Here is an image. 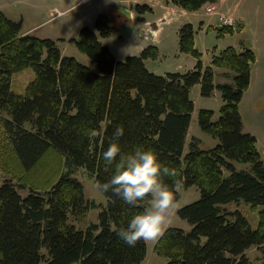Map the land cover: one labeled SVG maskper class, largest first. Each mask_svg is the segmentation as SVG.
I'll list each match as a JSON object with an SVG mask.
<instances>
[{
  "label": "trees",
  "instance_id": "1",
  "mask_svg": "<svg viewBox=\"0 0 264 264\" xmlns=\"http://www.w3.org/2000/svg\"><path fill=\"white\" fill-rule=\"evenodd\" d=\"M167 1L192 11L218 0ZM134 8L138 14L152 11L145 3ZM21 27V21L0 10V126L8 138V146L4 139L0 144V167L10 159L22 178L30 169L44 176L39 181L42 190L30 185L26 194L20 191L27 186L22 180L0 183V264H140L144 260L145 240L129 245L117 234L143 210L142 205L130 206L103 192L107 203L97 223L81 229L70 221L80 220L96 206L85 198L73 169L82 166L97 181L107 179L112 168L104 165L101 153L116 139L113 132L118 125L125 128L118 138L125 151L137 145L155 150L164 163L177 169L182 188L196 185L199 190L197 199L176 211L190 229L167 226L155 241L153 249L168 259L166 264H253L245 255L253 245L263 246L264 264V162L255 136L243 131L238 107L256 61L251 48L227 45L212 54L210 65H204L194 46L193 25L184 23L178 31L179 50L195 58L194 67L183 73L156 74L145 60L157 58V46L116 58L99 37H108L117 28L107 14L99 13L94 28L82 26L77 38L71 39L93 69L73 56L61 55L55 40L25 33ZM217 31L222 35L235 28L222 26ZM213 67L231 72V81L215 83ZM25 69H31L33 77L19 93L11 88L12 77ZM197 83L202 96L217 89L222 99L216 118L212 109L197 112L200 130L218 140L207 149L199 147L196 136L187 138L194 110L190 89ZM50 153L64 159L65 170L58 171V165L39 166ZM236 163H249L250 170L238 169ZM166 179L171 185L173 178ZM179 197L180 191L176 201ZM240 201L258 208L255 228L236 209L224 206Z\"/></svg>",
  "mask_w": 264,
  "mask_h": 264
},
{
  "label": "rangeland",
  "instance_id": "2",
  "mask_svg": "<svg viewBox=\"0 0 264 264\" xmlns=\"http://www.w3.org/2000/svg\"><path fill=\"white\" fill-rule=\"evenodd\" d=\"M256 1V2H255ZM260 0H225L224 12H233L239 14V11L247 14L248 19H253L254 11L245 13L248 4H255V9L259 6ZM10 2V12L8 16L14 21H21L23 32L31 33L41 38H51L57 42L61 55L73 56L76 60L95 69L94 64L88 56L79 51L72 38H77L79 29L82 26L94 28V21L99 13H105L111 20V25L117 28L106 37H99L101 43L107 45L114 56L118 59H124L128 55H139V53L148 45H155L158 48L156 59H146V66L156 74L166 72H186L194 67L195 58L186 52L179 50L178 31L184 23H191L194 29V46L202 54L204 65H210L212 53H218L227 45H235L239 49V38L244 37L242 33H223L213 26L201 25V20L206 16L205 10L188 11L187 15H177L172 12L171 15L163 16L162 9L156 7L154 13L144 12L142 17L147 18L149 26L144 25L142 17L128 18L122 14V8L133 9L135 4L152 2V0H2L0 5ZM5 7V6H3ZM262 10V9H261ZM166 14V13H165ZM241 15V14H240ZM264 15V10H263ZM259 29L264 30V19L260 21ZM162 46L163 48H159ZM237 45V46H236ZM255 52L257 60L252 65L250 74L249 88L243 93L238 104L242 119L243 131L253 134L256 138V146L264 162V36L255 42ZM216 68V67H213ZM226 70V69H225ZM227 71L216 72L214 81L229 80L230 74ZM33 77L31 69H25L16 72L12 77L11 88L22 93L25 85ZM215 94L208 97L200 94V84L190 91V98L194 102V121L189 132L199 133V147L207 149L214 146L218 140L210 134L200 130L197 123V112L200 108H208L215 111L216 118L222 99L219 90L215 89ZM192 115V114H191ZM2 139L8 146V138L4 129L0 126V144ZM187 149V147L185 148ZM13 156L10 151L8 155ZM42 159L39 166L58 165V171L64 169V159L58 158L56 154L50 153ZM3 157L0 156V160ZM6 159V158H4ZM48 166V167H49ZM238 169L250 170L249 163H236ZM30 169L23 173L17 170L10 159H6L3 166L0 167V183L10 179L15 184L26 182L27 186L20 189L22 194H26L28 186L33 185L39 188L43 182L39 183L44 174ZM65 170V169H64ZM225 175L228 171L224 172ZM27 174V175H26ZM84 186V195L88 202H94L95 207H91L84 217L80 220L71 219L77 228L85 229L91 223H97L98 213L102 206L106 205L107 199L104 193L98 189L97 180L94 174L86 168L79 166L73 169V174ZM55 176V175H54ZM200 193L196 185L180 190V197L176 201L177 207L172 209L169 214V223L167 226H176L185 230L190 229V224L186 219L181 218L176 213L177 209L188 204L199 197ZM229 209H236L241 215L245 216L253 228L258 221V208L253 210L249 203L240 201L225 204ZM147 249L146 257L141 264H166L167 258L158 255L154 251L156 240H145ZM263 247V246H262ZM261 246L253 245L245 251V255L253 264H262ZM43 251L46 252L45 249Z\"/></svg>",
  "mask_w": 264,
  "mask_h": 264
},
{
  "label": "clouds",
  "instance_id": "3",
  "mask_svg": "<svg viewBox=\"0 0 264 264\" xmlns=\"http://www.w3.org/2000/svg\"><path fill=\"white\" fill-rule=\"evenodd\" d=\"M124 132L123 125L116 126L113 132L116 139L101 153L104 165L112 168V174L104 181H97V187L115 194L130 206H143L117 232L125 243L135 245L141 239L157 240L164 234L183 183L176 179L177 169L164 163L155 150L137 145L125 151L118 139ZM168 177L173 178L171 185Z\"/></svg>",
  "mask_w": 264,
  "mask_h": 264
},
{
  "label": "crops",
  "instance_id": "4",
  "mask_svg": "<svg viewBox=\"0 0 264 264\" xmlns=\"http://www.w3.org/2000/svg\"><path fill=\"white\" fill-rule=\"evenodd\" d=\"M1 1L2 0H0V2ZM145 4H147L151 7V9H152L151 13H154L156 7H160L162 9V12L164 13L163 16H166L169 14L171 15L172 12H175L177 15H181V14L187 15L188 11H189V10L183 9L180 6H177L171 2H168L167 0H152V2H150V3L147 2ZM213 4L215 5V7L217 8V10L219 12L232 14L236 19V26H234L235 31L233 33H242L244 35V37L239 38V49H237V47H235V45H233V46L237 50H242V48L244 46L249 47L255 52V49H254L255 42L260 40L261 37L264 36V30L263 31L260 30L259 26H258V25H260V21L264 19V15H263L264 0H260L258 3L261 8H259L257 6L255 9V7H254L255 4H253V5L248 4V9L245 13H250L251 10L253 9V11H254L253 12L254 13L253 19H248V17H246L247 14H244L240 11H239V14H234L233 12H224V7L226 4L225 0H218L217 2H215ZM10 5H11L10 2H7L4 5H0V10L4 11L8 15L9 13H11L9 11ZM3 6H5V7H3ZM134 7H135V5H134ZM203 7H204V5L201 8L203 9ZM201 8H199V9H201ZM126 9L130 12V15H131L130 18H134V17L138 18V16L140 18L143 15V14H138L135 11V8H133V9L126 8ZM199 9H197V10H199ZM142 18L143 19H141V18L140 19L143 20L144 25L149 26L150 21L145 17H142ZM201 22H202L201 25L213 26L217 29L218 23L216 20V14H207L206 13V16L204 17V19L201 20ZM239 24H240V27H239ZM108 37H106V38H108ZM158 47L163 48L162 46H159V45H158ZM255 54H256V52H255ZM256 60H257V54H256ZM145 64H146V60H145ZM251 69H252V66H251ZM213 71H214V77H215L216 72L227 71V69L225 70V68L216 67V68H213ZM225 81L229 82V81H231V78L229 80H222V81H216V82L214 81V82L218 83V82H225ZM194 87H195V85H193L191 87V89H193ZM191 89H190V91H191ZM212 95H219V94H215V91H213ZM193 121H194V111L192 112V115H191V125L193 124ZM189 129H190V127H189ZM192 135L201 139L199 133H195V132L191 133V131L190 132L188 131L187 138H190Z\"/></svg>",
  "mask_w": 264,
  "mask_h": 264
},
{
  "label": "built area",
  "instance_id": "5",
  "mask_svg": "<svg viewBox=\"0 0 264 264\" xmlns=\"http://www.w3.org/2000/svg\"><path fill=\"white\" fill-rule=\"evenodd\" d=\"M205 12L209 14H216L217 23L222 26H234L236 24V19L232 14L222 13L217 11L213 3H207L204 5ZM230 21V22H228Z\"/></svg>",
  "mask_w": 264,
  "mask_h": 264
},
{
  "label": "water",
  "instance_id": "6",
  "mask_svg": "<svg viewBox=\"0 0 264 264\" xmlns=\"http://www.w3.org/2000/svg\"><path fill=\"white\" fill-rule=\"evenodd\" d=\"M121 12L126 16V17H130L131 15H130V12L127 10V9H125V8H122L121 9ZM222 26H220V25H218L217 26V29H220Z\"/></svg>",
  "mask_w": 264,
  "mask_h": 264
},
{
  "label": "bare ground",
  "instance_id": "7",
  "mask_svg": "<svg viewBox=\"0 0 264 264\" xmlns=\"http://www.w3.org/2000/svg\"><path fill=\"white\" fill-rule=\"evenodd\" d=\"M189 131V130H188ZM192 136H194V135H192Z\"/></svg>",
  "mask_w": 264,
  "mask_h": 264
}]
</instances>
